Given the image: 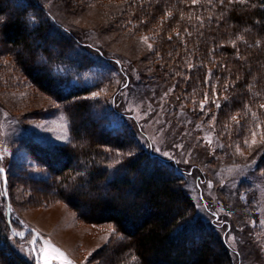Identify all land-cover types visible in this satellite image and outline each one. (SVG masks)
Masks as SVG:
<instances>
[{
    "label": "trees",
    "instance_id": "16d2710c",
    "mask_svg": "<svg viewBox=\"0 0 264 264\" xmlns=\"http://www.w3.org/2000/svg\"><path fill=\"white\" fill-rule=\"evenodd\" d=\"M71 2L105 7L119 31L150 37L147 55L155 78L172 87V99L195 119L211 110L216 135L225 144L243 148L239 143L264 130V0ZM0 41V57L11 56L1 71L27 79L61 104L68 121L69 143L24 140L21 148L51 173L57 198L82 221L112 226L118 241L110 248L112 259L118 257V264H231L220 236L194 216L183 178L138 147L127 129L107 128V117L97 113L99 102L87 97L89 87L69 88L75 73L94 63L75 52L74 37L36 0H0ZM54 68L72 73L54 75ZM206 94L218 108L209 103L201 110ZM254 172L264 177V154ZM2 174L7 189L13 174L9 169ZM7 231L0 212L1 242L8 240ZM6 252L0 249V264H36L35 258L29 263Z\"/></svg>",
    "mask_w": 264,
    "mask_h": 264
},
{
    "label": "rangeland",
    "instance_id": "374dc122",
    "mask_svg": "<svg viewBox=\"0 0 264 264\" xmlns=\"http://www.w3.org/2000/svg\"><path fill=\"white\" fill-rule=\"evenodd\" d=\"M36 2L49 19L74 37L78 43L75 52L87 54L94 63L75 73L67 83L69 88L89 87L87 97L99 102L97 113L107 117V128L116 132L127 129L138 147L183 178L194 216L220 236L231 264H264V177L254 172L264 154V130L255 132L247 143H239L244 146L238 152L236 144L227 145L216 135L211 110L198 120L175 103L172 87L155 78L147 44L113 26L114 16L105 7L80 8L71 0ZM147 43L151 44L150 39ZM6 59L11 62V56L0 57V169H9L13 179L6 189L4 174L0 177V212L9 230L0 249L42 264L40 250L47 240L72 264H118L119 258H114L115 263L109 254L118 242L112 226L82 221L57 198L51 173L21 148L24 140L69 143L68 121L61 104L34 89L27 79L2 72ZM40 62L43 60L36 61ZM52 70L54 75L72 73ZM212 100L207 98L203 107ZM212 104L218 108L217 101ZM65 128L68 139L58 138Z\"/></svg>",
    "mask_w": 264,
    "mask_h": 264
},
{
    "label": "snow or ice",
    "instance_id": "6c2138e0",
    "mask_svg": "<svg viewBox=\"0 0 264 264\" xmlns=\"http://www.w3.org/2000/svg\"><path fill=\"white\" fill-rule=\"evenodd\" d=\"M193 3H196L197 0H192ZM209 2H211V0H209ZM229 2H239V3H245L246 0H229ZM221 3H223V0H221ZM167 15H171V13H168ZM150 39V37L144 36L141 37V42L146 43L149 50L152 49V44L147 43L148 40ZM169 39H171V37H169ZM259 43V42H257ZM233 44H235V42H233ZM191 67V65H189ZM98 95V93H93V96ZM213 95H215V92L213 91ZM207 94L205 95V100L201 101V109L203 110V104L207 101ZM261 108H264V104L260 105ZM255 115V114H253ZM233 120L236 119V117H232ZM256 133H253V136H255ZM58 138H62L67 140L68 139V133H67V128H65L64 133L62 134L61 137ZM254 142V141H253ZM210 143V141H209ZM247 143V141L245 142ZM176 147H182L181 145H176ZM237 151L239 152V146H237ZM165 156H169L168 153H164ZM3 169H0V172H2ZM209 186L211 187V184L209 183ZM6 194V193H4ZM264 223V222H262ZM14 235H23V233H13ZM38 236V234H37ZM31 243H35V240L31 241ZM43 245L44 247L40 250L41 251V261L42 264H51V262L53 260L57 261L58 264H72V261L69 260L67 258V256L65 255L64 252H62L59 248L55 247L54 245H52L49 241L45 240L43 241ZM133 259H135V257H133ZM38 264H40V262H38Z\"/></svg>",
    "mask_w": 264,
    "mask_h": 264
},
{
    "label": "water",
    "instance_id": "95a60500",
    "mask_svg": "<svg viewBox=\"0 0 264 264\" xmlns=\"http://www.w3.org/2000/svg\"><path fill=\"white\" fill-rule=\"evenodd\" d=\"M7 215H8V210H7Z\"/></svg>",
    "mask_w": 264,
    "mask_h": 264
}]
</instances>
